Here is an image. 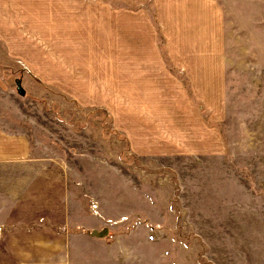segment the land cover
<instances>
[{
    "label": "rangeland",
    "instance_id": "rangeland-1",
    "mask_svg": "<svg viewBox=\"0 0 264 264\" xmlns=\"http://www.w3.org/2000/svg\"><path fill=\"white\" fill-rule=\"evenodd\" d=\"M138 51H159L147 61L178 68L171 70L180 78L176 62L194 60L169 52L216 57L217 89L198 84L194 95L187 83L184 94L156 97L204 99L194 106L203 112L194 127L218 137L217 154L132 153L112 122L114 107L101 100L119 97L115 91L138 98L129 80L141 66L131 57ZM0 69L11 89L12 130L80 176L121 175L124 214L110 235L146 245L122 246L123 263L264 264V0H0ZM157 134L151 150L163 148Z\"/></svg>",
    "mask_w": 264,
    "mask_h": 264
},
{
    "label": "crops",
    "instance_id": "crops-1",
    "mask_svg": "<svg viewBox=\"0 0 264 264\" xmlns=\"http://www.w3.org/2000/svg\"><path fill=\"white\" fill-rule=\"evenodd\" d=\"M183 5L179 3L178 10L183 9ZM210 11L211 15L214 11L216 16L217 9L212 4ZM117 53L109 57L116 58ZM133 53L136 56L131 57L140 60L136 62V68L137 64L141 66L137 72L132 69L129 80L133 85L137 83L133 91L137 92L138 98L124 99L126 97L121 92L115 91L119 97L99 99L114 107L105 106L115 127L130 140L132 153L145 156L187 152L217 154L218 137L194 127L199 126L194 119L196 113L199 117L203 113L195 110L194 106L205 105L204 99H172L164 94L163 98L156 97L159 91L167 94L173 90L184 94L188 90L187 83L194 95L198 84H203L206 90L217 89L216 57L213 54L204 56L202 52H192V56H187V52H169L170 59L194 60L185 64L176 62L185 70L184 77L180 78L171 70L178 68L170 63H167L169 67L163 61L154 63L161 57L159 51ZM150 59L155 61L151 64L147 61ZM30 73L42 74L38 70ZM114 74V78L109 79L114 80L116 90L118 72ZM75 79L70 77L68 81L85 83V79L82 82ZM68 90L73 92L72 88ZM10 96L9 83L0 74V264H126L122 261V246L146 245L133 244L110 235L113 225H117L115 219L122 218L124 214L121 175L119 179L108 180L100 175L99 178L92 177L89 171L80 176L74 166L60 161L58 155L45 146L43 150V144L32 146L24 133L12 130ZM73 97L79 99L75 94ZM124 101H129V104H123ZM77 103L84 104L80 100ZM173 106L186 109L176 112ZM154 131L161 133L156 136L164 141L161 150L150 149V136ZM86 166L89 170L90 165ZM129 198L132 203L133 198ZM92 203L97 205L96 210L91 209ZM92 232L101 236L91 235Z\"/></svg>",
    "mask_w": 264,
    "mask_h": 264
},
{
    "label": "water",
    "instance_id": "water-1",
    "mask_svg": "<svg viewBox=\"0 0 264 264\" xmlns=\"http://www.w3.org/2000/svg\"><path fill=\"white\" fill-rule=\"evenodd\" d=\"M19 93L22 95L23 94V91L19 89ZM95 235H97V236L100 235L101 236V234H95Z\"/></svg>",
    "mask_w": 264,
    "mask_h": 264
}]
</instances>
